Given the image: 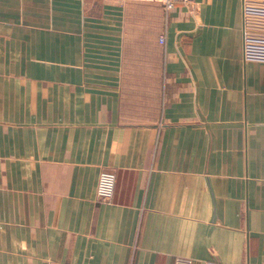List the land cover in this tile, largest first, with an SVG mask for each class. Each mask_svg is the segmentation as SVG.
I'll return each mask as SVG.
<instances>
[{"label": "crops", "instance_id": "0c3cea01", "mask_svg": "<svg viewBox=\"0 0 264 264\" xmlns=\"http://www.w3.org/2000/svg\"><path fill=\"white\" fill-rule=\"evenodd\" d=\"M177 258L264 264V0H0V264Z\"/></svg>", "mask_w": 264, "mask_h": 264}, {"label": "built area", "instance_id": "2783aa9c", "mask_svg": "<svg viewBox=\"0 0 264 264\" xmlns=\"http://www.w3.org/2000/svg\"><path fill=\"white\" fill-rule=\"evenodd\" d=\"M118 4L126 3H152L160 5L166 13L174 10L178 4H189L192 0H111ZM164 39H160L163 43ZM115 188V175L110 172H103L99 175L97 196L103 201H110L113 197ZM174 264H192L191 260L185 258H177Z\"/></svg>", "mask_w": 264, "mask_h": 264}]
</instances>
